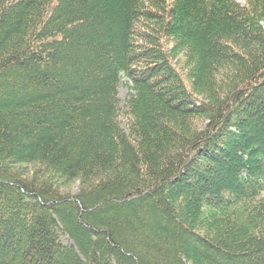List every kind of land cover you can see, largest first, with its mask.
Wrapping results in <instances>:
<instances>
[{"label":"trees","instance_id":"obj_1","mask_svg":"<svg viewBox=\"0 0 264 264\" xmlns=\"http://www.w3.org/2000/svg\"><path fill=\"white\" fill-rule=\"evenodd\" d=\"M0 264H264V0H0Z\"/></svg>","mask_w":264,"mask_h":264},{"label":"rangeland","instance_id":"obj_2","mask_svg":"<svg viewBox=\"0 0 264 264\" xmlns=\"http://www.w3.org/2000/svg\"><path fill=\"white\" fill-rule=\"evenodd\" d=\"M235 1L238 2V3H243V0H235ZM125 94H126V88L125 87H121V89H120V96L121 97H124ZM74 186L71 187V191L72 192L75 191V187Z\"/></svg>","mask_w":264,"mask_h":264}]
</instances>
